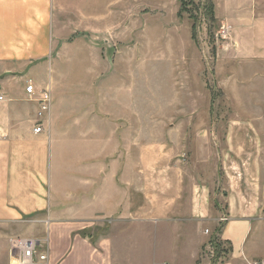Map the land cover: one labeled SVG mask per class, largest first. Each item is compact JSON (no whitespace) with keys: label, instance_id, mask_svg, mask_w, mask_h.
Returning <instances> with one entry per match:
<instances>
[{"label":"rangeland","instance_id":"1","mask_svg":"<svg viewBox=\"0 0 264 264\" xmlns=\"http://www.w3.org/2000/svg\"><path fill=\"white\" fill-rule=\"evenodd\" d=\"M250 2L0 0V97L29 81L49 85L61 133L76 135L52 147V178L90 155L88 130L69 129L76 115L120 114L110 121L121 145L111 159L143 167L141 213L98 218L83 233L110 264H188L193 248L194 264H264V67L239 55L231 30ZM126 182L129 195L132 175ZM236 192L246 200H230ZM229 204L250 219L234 255L215 232ZM202 206L215 221L191 220ZM20 229L0 222V264H9V238L47 240L45 228Z\"/></svg>","mask_w":264,"mask_h":264},{"label":"crops","instance_id":"2","mask_svg":"<svg viewBox=\"0 0 264 264\" xmlns=\"http://www.w3.org/2000/svg\"><path fill=\"white\" fill-rule=\"evenodd\" d=\"M236 17L231 30L239 55L247 60L260 61L264 67V0H251L246 12H237ZM46 86L52 90L49 85ZM24 90L25 87L19 88L14 98L0 102V222L22 227L21 232L31 230L40 233L45 228L50 245L47 264H110L108 252L94 248L78 233L88 229L89 223L98 218L123 220L131 212L134 215L141 213L142 194L147 192L141 183H136L142 179L141 163L132 164L122 158L111 159V152H119L121 145H114L115 137L111 130L114 133L115 128L110 121H119L120 114L114 119L108 114L96 113L74 116L69 129L76 132L80 129L81 135L84 129L88 130L87 137H91V144L86 145L84 150L90 155L82 162L67 163V168L60 169L63 179L54 180L51 176V149L57 141L61 143L63 137L72 134L75 138L76 135L61 133L57 114L59 102L52 105L53 113L51 108L47 120L42 122L44 131L34 134L37 97L30 98ZM79 119L86 122L91 120L92 123L83 126ZM92 138H97L95 146ZM95 152L100 155L95 157ZM127 175H132L133 180L129 195ZM163 191L166 192V189ZM202 191L199 199L204 200ZM262 199L264 202V197ZM230 200L246 198L239 197L236 192ZM168 210L173 211V206ZM228 213L230 218L218 237L229 243L234 255L243 251L250 219L241 216L243 214L236 204H229ZM208 214L204 206L189 210V217L193 221H215ZM30 223L31 228L27 226ZM198 224L194 229H199ZM197 255L198 249L193 248L188 264H194ZM172 264L183 263L175 258Z\"/></svg>","mask_w":264,"mask_h":264},{"label":"built area","instance_id":"3","mask_svg":"<svg viewBox=\"0 0 264 264\" xmlns=\"http://www.w3.org/2000/svg\"><path fill=\"white\" fill-rule=\"evenodd\" d=\"M227 28H221L222 36L228 35ZM25 94L30 98L37 95L38 109L36 113L37 123L33 129L34 134H40L44 131L43 121H46L51 108L52 96L48 86L43 89L35 90L31 81L25 86ZM3 98L0 97V101ZM205 233H208L206 230ZM47 240H38L35 238L11 237L8 240V257L9 264H47L48 263V248ZM263 264V263H261Z\"/></svg>","mask_w":264,"mask_h":264},{"label":"trees","instance_id":"4","mask_svg":"<svg viewBox=\"0 0 264 264\" xmlns=\"http://www.w3.org/2000/svg\"><path fill=\"white\" fill-rule=\"evenodd\" d=\"M182 6H183V5H182ZM215 232H216V233L220 232V228H217V229L215 230ZM83 233H85V231H82V232H80V233H78V234L80 235V237L84 238ZM214 248L217 250V249H218V244L214 245Z\"/></svg>","mask_w":264,"mask_h":264}]
</instances>
